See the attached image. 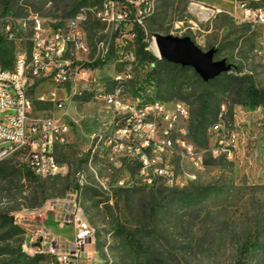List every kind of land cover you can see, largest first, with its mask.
<instances>
[{"label": "rangeland", "instance_id": "1", "mask_svg": "<svg viewBox=\"0 0 264 264\" xmlns=\"http://www.w3.org/2000/svg\"><path fill=\"white\" fill-rule=\"evenodd\" d=\"M200 1L210 6L232 7L229 0ZM9 2L17 19L38 15L51 25L66 23L80 6L76 15L82 13L85 16L82 28L90 46V54L82 59L87 65L104 60L95 76L105 81L108 90L116 89L110 82V75L119 70L117 57L110 51L102 58L105 48L101 47L102 43L107 46L110 42L111 29L94 17V9L99 7L100 0ZM3 12L0 0V21L12 15ZM153 20L157 23L155 27L163 26L164 30L159 34L189 37L204 52L219 49L215 60H228L232 65L231 76L238 79L249 76L258 89L264 90V54L256 52L260 30L237 24L226 14L204 11L181 0L161 1L157 12L147 23L150 31ZM176 25L180 28L177 29ZM151 44L152 40L148 43V51L160 60ZM153 67L163 69L158 78L151 74ZM132 71L134 80L120 92L123 99L142 107L154 101L171 105L187 98L183 102L190 109L187 126L193 142L192 113L200 106L199 98L209 92L219 99L218 120L222 115L230 129L238 125L240 145L235 159L211 157L210 149L215 139L209 128L207 145L195 142L204 155L206 165L197 182L184 189L168 188L162 181L145 186L136 179V166L125 163L124 171L115 170L107 153L95 155L89 164L86 151L91 146L92 136L102 122L119 117L117 112L93 101L89 94L76 97L73 104L67 107V114L58 112L49 100L50 93L55 91L53 83L50 80H33L30 88L32 115L38 118L58 116L72 125L70 143L55 149L57 161L66 170L54 178L33 180L27 177L21 156L4 161L11 168L5 169L4 178H0V215L8 214L25 233L7 240V229L0 226V264L7 263L10 259L8 253L18 252L20 245L22 255L34 258L35 245L30 238L41 230L72 242L73 228L67 226L61 229L56 223L72 200L80 205L82 216L95 230L87 248L89 259L86 264H137V252L116 232L118 224L126 230H142L140 239L144 249L148 247L151 255L164 264H237L240 260L246 264H264V106L251 111L241 103L240 88H234V92H226L216 84L205 88L192 70L174 71L160 63L150 65L139 61ZM175 76L179 77L180 84L185 85L182 94L170 88L171 79ZM39 98L45 100L40 101ZM59 98H65L62 90L59 91ZM13 114L7 111L0 117L8 123L6 118ZM168 159L178 174L182 169L190 170L181 152ZM122 176H131L130 187H113L111 196L100 190L97 177H110L114 185ZM76 192L77 197L73 196ZM195 192L201 193L203 198L196 204H187L185 195ZM257 239L258 244L250 252L242 253L246 242L254 243ZM26 242L27 248H23ZM53 262L48 257L39 264Z\"/></svg>", "mask_w": 264, "mask_h": 264}, {"label": "built area", "instance_id": "2", "mask_svg": "<svg viewBox=\"0 0 264 264\" xmlns=\"http://www.w3.org/2000/svg\"><path fill=\"white\" fill-rule=\"evenodd\" d=\"M161 1L102 0L94 9L95 19L111 29L110 42L107 46L101 44L105 48L102 58L110 51L117 57L119 70L110 75V82L116 89L111 91L102 78L95 76L100 66L93 68L82 59L90 54L87 35L82 28L84 14H78L64 24L54 25L47 24L38 15L21 19L8 16L0 21V38L14 46L12 68L0 66V115L14 112L6 118L8 123L0 117V164L21 156L25 168L40 179L54 178L66 170L57 161L55 149L70 143L72 125L63 121L62 117L38 118L32 115V81L50 80L55 91L50 93L49 100L58 112L67 114V107L73 104L76 97L89 94L93 101L119 114L110 122H102L92 136L91 146L86 151L89 164L95 155L107 153L115 170L124 171L125 163L136 166V179L148 187L162 181L168 188L184 189L199 180L206 165L203 153L189 137V106L185 102L168 105L154 101L139 107L126 102L120 93L125 85L134 80L132 68L139 62L136 28L142 29L147 44L150 40L155 42V33L147 28V22L155 15ZM181 1L204 11L226 14L237 24L260 30L256 52L264 54V0H229L230 11L211 8L200 0ZM190 23L196 27L195 23ZM176 28L180 27L176 25ZM61 90L65 98H59ZM237 126L230 129L221 115L210 128L215 139L210 149L213 159H235L240 145ZM177 152L182 153L190 170L182 169L180 174L175 171L168 157ZM97 180L100 190L110 196L113 187L125 189L132 184L131 176H122L114 185L110 177H97ZM77 195L76 192L73 196ZM81 212L80 205L72 200L64 215L56 219L59 228H73L72 242L41 230L30 238L35 245L34 254L53 259V264H86L89 259L87 248L95 230ZM23 248H27V242Z\"/></svg>", "mask_w": 264, "mask_h": 264}, {"label": "trees", "instance_id": "3", "mask_svg": "<svg viewBox=\"0 0 264 264\" xmlns=\"http://www.w3.org/2000/svg\"><path fill=\"white\" fill-rule=\"evenodd\" d=\"M4 8L5 14H12L9 17L17 18L15 15H13L10 7L9 0H1ZM102 0H100L101 3ZM165 1V0H162ZM217 1V0H213ZM209 1V2H213ZM211 8H217L221 9L223 11H230L231 8L227 6H217L212 5L210 6L208 3H205ZM80 6L71 14V16H76L78 13ZM158 9V8H157ZM157 12V11H156ZM8 17V16H7ZM153 18V17H152ZM148 23V22H147ZM156 20H153V22L150 24L151 32L152 33H160L163 29V26L157 25L155 27ZM148 28V24H147ZM137 31V57L139 61L147 62L150 65H154L155 63L163 64L166 68H171L172 70L176 71H194L190 67H182L180 65L172 64L167 62L164 59L158 60L157 57H155L152 53H150L146 48L148 47V44L144 41L145 40V34L140 28H136ZM167 35H169L167 33ZM216 54L219 52V49H215ZM215 54V56H216ZM14 61V46L6 41L3 38H0V66L5 69H10L13 66ZM228 62V60H227ZM103 64L102 61H97L93 64H88V66H91L93 68H97ZM163 70V69H162ZM162 70H157L155 67L151 70V74H155L156 77L162 73ZM194 76L198 78V81L201 83V85L205 88H209L211 85L216 84L217 86H221V88L225 89V91H233L234 88H240V97H241V103L246 106L251 111L256 110L257 108L264 106V90L258 89L255 86L254 81L249 76H244L242 79H238L237 76H231L230 73H223L221 76H219L217 79L210 81L208 83H205L199 75H197L194 71ZM171 78V77H170ZM178 76H175L173 79H171L170 88L174 91H178L179 93H183L185 85L182 83L180 84L178 81ZM181 100L185 101L187 98H181ZM181 101V102H183ZM200 106L199 108L192 113V128H193V139L195 142L199 143L201 146L207 145V130L214 126L216 122L218 121V110L221 108V102L219 99H216L215 96L209 92H205L204 95L199 98ZM194 142V143H195ZM196 144V143H195ZM8 162H3L0 164V178H4L5 174H3L5 169H8L10 166ZM62 165V164H61ZM64 166V165H62ZM11 168V167H10ZM27 177L33 180L40 179L36 177L31 171L28 169L25 170ZM3 174V175H2ZM2 175V176H1ZM203 196L199 192L190 193L188 195H185L184 201L191 205L196 204V202L199 199H202ZM0 226L1 229H7L6 231V238L7 240H12L15 237H19L24 235L25 231L14 224L13 220L9 217L8 214L0 215ZM116 232L123 238V240L126 242V244L134 251L137 252V264H164L163 261L160 259H155L150 253L149 248L147 247V250L144 249L142 243H141V233L142 230L136 229L134 231L126 230L122 225H117ZM17 242V241H16ZM258 244V239L254 243L246 242L243 246L242 253L250 252L251 248ZM145 250V251H143ZM10 259L7 261V263L4 264H39L40 262L46 260L48 257L44 255L37 254L34 258L29 259L28 257H25V255H22L21 253V245L19 246L18 252H11L8 253ZM145 259V261H144ZM237 264H246L242 260L238 261Z\"/></svg>", "mask_w": 264, "mask_h": 264}, {"label": "water", "instance_id": "4", "mask_svg": "<svg viewBox=\"0 0 264 264\" xmlns=\"http://www.w3.org/2000/svg\"><path fill=\"white\" fill-rule=\"evenodd\" d=\"M158 55L169 63L192 68L208 83L223 73H230L232 65L226 59L215 60V49L204 52L189 37L154 34Z\"/></svg>", "mask_w": 264, "mask_h": 264}, {"label": "bare ground", "instance_id": "5", "mask_svg": "<svg viewBox=\"0 0 264 264\" xmlns=\"http://www.w3.org/2000/svg\"><path fill=\"white\" fill-rule=\"evenodd\" d=\"M152 46L154 48V51L156 52V54L158 55V50H157V46L155 44V42L152 43Z\"/></svg>", "mask_w": 264, "mask_h": 264}, {"label": "crops", "instance_id": "6", "mask_svg": "<svg viewBox=\"0 0 264 264\" xmlns=\"http://www.w3.org/2000/svg\"><path fill=\"white\" fill-rule=\"evenodd\" d=\"M231 9H232V7H231Z\"/></svg>", "mask_w": 264, "mask_h": 264}]
</instances>
